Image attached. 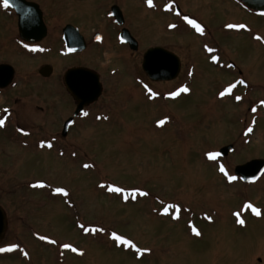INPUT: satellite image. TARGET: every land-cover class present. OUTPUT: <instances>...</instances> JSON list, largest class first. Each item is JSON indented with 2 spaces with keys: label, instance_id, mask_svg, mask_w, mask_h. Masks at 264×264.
I'll return each mask as SVG.
<instances>
[{
  "label": "rangeland",
  "instance_id": "374dc122",
  "mask_svg": "<svg viewBox=\"0 0 264 264\" xmlns=\"http://www.w3.org/2000/svg\"><path fill=\"white\" fill-rule=\"evenodd\" d=\"M29 1L40 4L51 34L69 23L89 39L78 62L104 77L102 102H110L99 121H80L68 138L52 143L51 148L41 147L46 128L41 127L35 106H43V89L49 85L38 81L36 68L48 63L60 72L70 61L57 56L61 46H51L49 40L43 45L50 53L32 57L30 62L0 52V62L18 68L19 80L0 97V114L3 107L14 111L8 126L0 128V208L7 223L0 248L18 246L0 252V264H264V177L255 186L243 188L219 171L223 164L232 175L234 165L264 158L263 119L254 134L241 135L249 120L248 107L264 95L252 90L243 98L240 91L221 97L219 87L232 74L223 75L204 62L200 44L188 41L197 40L191 33L170 38L163 32L167 17L145 11L138 0ZM181 2L200 16L223 47V55L236 64L246 81L264 87V47L259 45L264 42V18L248 15L232 0ZM112 4L120 7L123 27L138 42L136 52L116 43L119 29H113L108 10ZM229 24L243 27L235 33L216 30ZM94 33L105 35L103 44L90 43ZM168 42L183 58V74L175 83L150 88L159 94L170 91L189 68L190 91L173 100L148 102L146 91L137 83L144 80L140 57L148 47ZM24 64L33 72L27 81H21L18 73L26 72ZM28 107L33 111L27 119L21 112ZM157 119L165 123L158 125ZM11 122L23 131L28 128L27 137L19 136ZM226 145L235 151L223 159L207 158V152H218ZM85 164L91 167L86 169ZM39 183L44 187L32 186ZM108 185L125 193L111 192ZM57 187L69 195L56 194ZM141 191L148 195H140ZM247 203L260 210V218L252 216ZM170 204L179 205V212L170 208L164 214ZM234 213L240 214L244 225L237 223ZM176 215L179 219H173ZM81 225L104 231L85 232ZM112 232L144 251L137 253L119 244L111 238ZM64 244L78 251L65 249Z\"/></svg>",
  "mask_w": 264,
  "mask_h": 264
},
{
  "label": "flooded vegetation",
  "instance_id": "af4514ba",
  "mask_svg": "<svg viewBox=\"0 0 264 264\" xmlns=\"http://www.w3.org/2000/svg\"><path fill=\"white\" fill-rule=\"evenodd\" d=\"M25 1L32 2L29 0H25ZM232 1L234 3H236L237 6L240 7L242 10H245L248 15L254 16V17L264 18V13H257L255 11L248 10L245 7H243L237 0H232ZM138 2H139V5L141 6V8L144 9L145 11H152L153 13L162 16L163 19L165 16L167 17V22L162 24V25H163V32L165 34H168L170 38H172V39L175 38L176 33L179 34L180 32L191 33V35L194 38H196L197 40L188 39V41H192L194 43V45L196 43H198V45L200 44L199 49L202 52V57H203L204 62L209 64L214 70H217L219 72L221 71L223 73V75L225 73L232 74L231 75L232 79L229 82H227L226 84H222L221 87H219V88H221V91L223 92V91H225V89H228L231 86V91L227 92V94H225L226 96H231L230 93H233L235 91H240L242 94L241 97L243 98L246 95H250V91H252V90H256V91H258V93L264 95V87H262L261 85H250L246 81V79L243 76V73H241L238 70L236 64L233 63L231 60H227V58L223 55L224 54L223 47L219 46L216 43L215 39L212 38V34H211V31L209 30V27L200 19V16L190 13L187 10V8L184 6V4L181 2V0H153V3L155 6L152 8L148 7L146 0H138ZM169 3L172 4V9L170 11H166L164 6L166 4H169ZM35 4H37L39 6L43 26H37L36 27L34 25L26 24V25H24L25 32L23 34H21L19 31L18 16H17L16 12L13 9H11L10 7L5 9L2 6H0V52L1 51L7 52V54L11 55L12 57H15L17 55L19 58L21 56L23 59L29 60V62H30L32 57H39V56L44 55L45 53H50L51 49L47 48L46 46L43 45L44 42L49 40L51 46L53 44H58V45L60 44L61 47L57 51L58 52L57 56H59L62 59L70 61V62H68L67 66H65L64 68H62L60 70V72L59 71L56 72V69H54L53 66L51 64H48V63H43L42 65H39L36 68V75H37L36 78L38 79V81H40L43 84L49 85V87L47 89H43V95L41 97V100L43 101V106H35V109L40 113L41 127L43 129L46 128V131L42 135V139H43V141L46 142V145H47V143L52 144L55 142H62V140L68 138L69 135H71V132L75 129V127L77 126V124L80 121H86V120L92 121L94 118L97 121H99L100 116H102V115L104 116L103 110L106 109L110 100L108 99L107 102H105L104 104L102 102V99L104 101V96H105V86H104L105 80H103L104 77L96 69L83 66V65L79 64V62H78L79 56L86 52L89 39L85 38V35L83 33H80V31L75 26H73L69 23H67L65 25H60V27H58V29L54 32V34H51L52 30H50L49 27L46 25L44 12H43L42 8L40 7V4L39 3H35ZM113 6L118 7L119 10L121 11L120 7L117 4H112L108 7L109 14H110V9ZM177 12L180 13L179 16L176 14ZM185 15L191 19L197 20V22L200 23L204 27V29H205L204 35H200L199 33H197L195 31V29H193L190 25H188L183 20V17ZM112 21H113V19H112ZM113 23H114V21L112 22V25H113ZM170 24H175V25H177V27L169 28L168 25H170ZM114 25H115V23H114ZM114 25H113V29L114 28L119 29V31L116 33V37H117L116 43L118 45H120V47L124 48L126 51L129 50L127 45L121 44L118 40L119 34H120L121 29L123 27H118L117 25H115V26ZM66 26H71L74 29H76L79 36L82 37L84 44H85V48L82 52H68L67 51V49L65 47L64 34H63V30L65 29ZM40 27H43L45 30V35L43 36V38L37 42H31L30 40H28V38H31V36H33L31 33L32 28H40ZM216 30L235 33L236 31H238V28L237 27L228 28V27H224V26L223 27L219 26V28ZM248 32H251V30L249 29ZM50 35H52V38H50ZM97 36L101 37V39L97 40L96 39ZM203 37H205V38H203ZM104 38H105V35L103 33L102 34L94 33L90 38V43L94 44L95 46H96V43H100V45H101L104 43L103 42ZM252 40H254L255 42L258 43V41H256V39H252ZM170 42L174 43L173 41H170ZM255 42H253V43H255ZM25 44H27L29 47L25 48L24 47ZM137 44H138V42H137ZM100 45L98 44V46H100ZM173 45L174 44H171L168 42V43H163L162 45L157 44V45L151 46V47H160L162 49H165L168 52H171L174 55H176L177 58L179 59V62H180L179 73L175 79L168 81V82H151L145 76V74L143 73V71L141 69V63H142L143 55L147 49H145L141 54L140 63H139V71H140L141 75H143V78L146 82L144 80H142V77L139 76V79L142 80V82H137V83H140L141 89L146 91V96H147L148 102H152L153 100H155L157 98L162 100V101H167V99L169 97L168 94L170 92L177 91L179 88H181L183 86H187V80L189 82L191 80L190 78L192 76V72H190L189 68H187V69H185L187 71L184 72V77H182L183 79L180 81L181 83H179L177 86L173 87L170 91H168L166 93L159 94L154 88H152V89L150 88V86H155V85L157 86L159 84L175 83L181 78V76L183 74L182 71L184 68V62H183V58L173 50ZM205 45L212 48L213 51L208 52L205 48ZM259 45L261 47H264V42L259 44ZM148 48H150V47H148ZM31 49H35V50L33 51ZM130 52H132V51H130ZM213 56L217 57V61L214 62L212 60ZM45 67H48L50 69V73L46 76L44 74L40 73L41 70ZM128 67L130 69L131 65H129ZM23 68L26 72H24V73L18 72L21 75L20 80L21 81L22 80L27 81V79L30 80V76L33 73L32 69H30L25 64H24ZM76 68L87 69V70H90L93 73L97 74L98 79H99V83L101 85V93L95 102L84 106L82 111L77 116H74V113H75V111L79 105V100L76 98V96L72 95L67 90L64 76H65V73L67 71H69L71 69H76ZM16 69H18V68L9 62H0V97L5 96V93L9 92L13 88H15V86L17 85L19 80H16V76H17V70ZM189 73H191V75ZM133 74H132V78L136 77L137 80H139L138 77L135 76L137 74H135L134 76H133ZM226 79H230V77H228ZM240 81H243L244 83H240ZM149 89L152 92H155L157 95L153 98H149L151 96V92L149 91ZM142 93L143 92L141 91V94ZM131 95H132V93H131ZM142 95L144 96L145 94L143 93ZM7 99H9V98H7ZM173 99L174 98H172V100ZM96 107H98V108L96 109ZM4 109H7L8 111L5 112ZM95 109H96V111H95ZM31 111H33L31 108H29V110L25 109L21 112V114H23V115H21V114L20 115L22 117L24 116L25 118L28 119L29 117L32 116ZM247 111L249 113V120H248L247 125H245L241 131L242 137H245L248 135L251 136L252 134H254L257 127L259 126L258 123L260 122V120L262 121V119H263L262 122L264 123V98L258 97L256 99H254L253 102L251 103V105L248 107ZM13 112H14L13 109L9 108V107H3L1 109L0 119L5 120V124L2 127L8 126V124L11 121V120H9V118L12 116ZM27 112H28V114H27ZM84 113H87V115H84ZM69 120H72V122L69 124V126L66 128V130H64V126H65L66 122H68ZM158 120L159 119H157L155 122H157ZM11 123L15 125V131L18 133L19 136L27 137V135L29 134V133H26V131H28V128L25 129V131H21V129H20L21 126L19 124L13 123V122H11ZM249 128L252 129L251 132L248 131ZM42 139H41V141H42ZM46 145H45V148L47 147ZM226 146H229V145H226ZM226 146H224V147H226ZM47 148H49V147H47ZM234 151H235L234 147L232 146L231 152H229L227 155L232 154ZM226 156H222L219 154L218 157L220 159H223ZM254 159H260V158H254ZM261 159H264V158H261ZM246 162H248V161L238 163V164L234 165V168L236 166L242 165ZM234 168L232 171V176H235L236 180H234L232 182L238 186H242L243 188L255 186L258 183V181L264 177V170H263V172L253 182L244 183L238 176H236L234 174ZM254 207L257 208L256 206H254ZM252 216H254L256 218H260V215L257 216L253 211H252Z\"/></svg>",
  "mask_w": 264,
  "mask_h": 264
},
{
  "label": "water",
  "instance_id": "95a60500",
  "mask_svg": "<svg viewBox=\"0 0 264 264\" xmlns=\"http://www.w3.org/2000/svg\"><path fill=\"white\" fill-rule=\"evenodd\" d=\"M245 8L255 12H264V0H238ZM12 7L18 16V26L21 34L25 32L24 25L43 26L39 6L33 2L25 0H12ZM110 15L117 26L124 24L123 16L118 7L110 9ZM33 36L28 38L31 42H37L45 35L43 27L32 28ZM65 47L68 52H82L85 48L84 41L79 36L76 29L66 26L63 30ZM119 41L126 44L130 51L138 49L137 42L131 37L126 29H122L119 34ZM141 69L151 82H168L175 79L180 70V62L176 55L160 47H152L145 51L141 63ZM45 76L50 73V69L45 67L41 70ZM65 84L67 90L79 100V105L74 113L77 116L84 106L95 102L100 93L101 85L97 74L83 68L71 69L65 73ZM72 120L66 122L64 130ZM65 132V131H64ZM232 150V146H226L219 150V154L226 156ZM264 170L263 159H253L234 168V174L244 183L253 182ZM7 229L6 217L0 208V240Z\"/></svg>",
  "mask_w": 264,
  "mask_h": 264
},
{
  "label": "snow or ice",
  "instance_id": "6c2138e0",
  "mask_svg": "<svg viewBox=\"0 0 264 264\" xmlns=\"http://www.w3.org/2000/svg\"><path fill=\"white\" fill-rule=\"evenodd\" d=\"M146 3H147V5H148L149 8H152V7L155 6L154 3H153V0H146ZM0 6H2V7L5 8V9H7V8H9V7H12V6H13V5H12V0H0ZM164 7H165V10H166V11H170V10L172 9V4H171V3L166 4ZM176 14H177L178 16L180 15L179 12H177ZM183 20H184L188 25H190L193 29H195V31H196L197 33H199L200 35H204L205 29H204V27H203L200 23L197 22V20H195V19H191V18H189V17L186 16V15L183 17ZM168 27H169V28H175V27H177V25H175V24H170V25H168ZM226 27H228V28H234V27H243V26H242V25H232V24H229V25H227ZM96 39H97V40H100L101 37L97 36ZM257 39H260V38L257 37ZM24 47H25V48H28L29 46H28L27 44H25ZM205 48H206V50H207L208 52H212V51H213V49L210 48V47H208L207 45H205ZM31 50L34 51L35 49H31ZM212 60H213L214 62L217 61V57H216V56H213V57H212ZM189 74L191 75V73H189ZM240 83H244V82H243V81H240ZM149 91L151 92V96H150L149 98H153V97H155V96L157 95L155 92H152L150 89H149ZM189 91H190V89H189L187 86H183V87L179 88L177 91L170 92L168 95H169V97H171V98H175V97H177L180 93H187V92H189ZM229 91H231V86H230L228 89H225L224 92H221V93H220V96L223 97V96L226 94V92H229ZM236 99H237V100H240L241 98H240V97H236ZM4 111L7 112L8 110H7V109H4ZM84 115H87V113H84ZM104 119H107V117H104ZM157 123H158V125H163V124L165 123V121H164V120H160V121H158ZM4 124H5V120H4V119H0V127H2ZM21 131H23V129H21ZM248 131L251 132L252 129L249 128ZM40 146H41V147H44V146H45V142L42 141L41 144H40ZM46 146L49 147V148H51V147H52V144H51V143H47ZM61 154H62V153H61ZM73 155H75V153H73ZM206 156H207V158H208L209 160H216V158L219 156V153H218V152H215V151H209V152L206 153ZM83 167L87 169V168L91 167V165H89V164H85V165H83ZM219 171H220L224 176L227 177V179H228L229 182L236 180V177H235V176H232V175H229V174H228V172H227V170H226V168H225V166H224L223 164H220V165H219ZM32 186H33V187H44V184H43V183H39V184H35V185H32ZM100 187L103 188V187H105V185L101 184ZM108 190L111 191V192H115V193H125V189L120 188V187H114V186H111V185H108ZM134 191H139V190H134ZM54 192H55L56 194H62V195H64V196H68V195H69V193H68V192L66 191V189L63 188V187H57V188H55V189H54ZM139 194H140V195H148V193H146V192H142V191L139 192ZM123 198H124L125 201H127L129 197H128L127 194H125ZM245 207H246V208H249V209H252V211H253L257 216H259V215L261 214V213H260V210H259L258 208H255V207H254L252 204H250V203L245 204ZM170 208H175L176 211H177V213H178L179 210H180V209H179V205H171V204H170V205L164 207V209H163V213H164V214H167V213L169 212V209H170ZM234 215H235L236 218H237V223L240 224V225H244L245 221H244L243 219H240V214H239V213H234ZM173 219H179V216L176 215V216L173 217ZM207 219L211 220L212 218L209 216V217H207ZM80 227H81V228H84L83 225H81ZM84 231H85V232L91 231V232L95 233V232H97V231L103 232L104 229H103V228H100V229L93 228V229L89 230V229H87V228H84ZM192 231L195 233V235H197V236L200 235L199 231L196 230L195 228H193ZM39 238H40L41 240H46V239H47V237H44V236H40ZM111 238H112L114 241L118 242L119 244L130 246L131 248L135 249L137 253H141L142 251H144V250L138 248V247H137V246H136L131 240L126 239V238H124L123 236L118 235L116 232H112V233H111ZM49 243H56V241H49ZM17 247H18L17 245H11L9 248H0V252H4V251H12L13 249H15V248H17ZM63 247H64L65 249H70L72 252H77V251H78V249H76L75 247H73L71 244H64ZM80 254L82 255L83 253L80 252ZM24 255L27 256L28 253H27V252H24Z\"/></svg>",
  "mask_w": 264,
  "mask_h": 264
},
{
  "label": "trees",
  "instance_id": "16d2710c",
  "mask_svg": "<svg viewBox=\"0 0 264 264\" xmlns=\"http://www.w3.org/2000/svg\"><path fill=\"white\" fill-rule=\"evenodd\" d=\"M90 227H93L92 225Z\"/></svg>",
  "mask_w": 264,
  "mask_h": 264
}]
</instances>
